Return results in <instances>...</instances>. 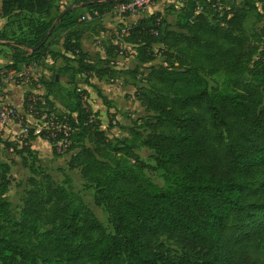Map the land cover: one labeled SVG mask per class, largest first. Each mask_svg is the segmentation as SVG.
Segmentation results:
<instances>
[{"label":"trees","instance_id":"16d2710c","mask_svg":"<svg viewBox=\"0 0 264 264\" xmlns=\"http://www.w3.org/2000/svg\"><path fill=\"white\" fill-rule=\"evenodd\" d=\"M127 1L73 4L96 10L95 20ZM54 5L55 0H0L1 16L36 15L27 37L0 31L12 51L7 70L42 61L52 53L53 33L67 30L63 60L77 57L87 85L93 78L121 77L147 114L125 128L129 137L114 142L81 101L58 114L72 129L67 169L94 190V203L107 212L112 232L76 191L48 173L41 174L40 186L30 178L19 219L13 218L4 198L9 168L0 165V264H264L250 253L264 246V56L247 63L253 54L244 27L248 12L221 9L215 0H186L181 22L171 24L157 10L118 27L106 57L94 62L78 42L82 14L64 7L50 17ZM261 23L258 36H264V14ZM121 49L132 50L140 64L128 73L114 62ZM216 72L225 75L227 91L209 78ZM43 83L51 92L60 87L56 76ZM35 137L29 134L22 151L35 153ZM0 144L10 145L2 138ZM139 145L152 151L164 186L144 172L134 153Z\"/></svg>","mask_w":264,"mask_h":264},{"label":"rangeland","instance_id":"374dc122","mask_svg":"<svg viewBox=\"0 0 264 264\" xmlns=\"http://www.w3.org/2000/svg\"><path fill=\"white\" fill-rule=\"evenodd\" d=\"M207 1L208 0H197L201 5L205 4ZM215 1L219 4V8L221 9L243 7L248 12L244 27L249 38L248 50L253 53L251 55V60L247 61L248 65L251 66L253 61L264 56V36H258L262 24L261 17L264 14V0ZM157 10L163 12L167 21L171 24L183 20V11L176 6L175 0H154L149 8L143 12H129L120 16L108 12L99 19L90 21H85L80 18L84 26L83 30L86 36L84 38V47L88 52L87 54H89L88 57L94 62H98L100 58H105L104 51L106 50V46L114 43V41L112 42V39L108 37L109 32L106 28L117 30L121 24H124L122 23L123 20L127 22L126 18L131 14L145 15ZM57 12H59V10H56V12L52 11V14L55 15ZM85 12L86 11L83 10V13L82 11L79 13L84 14ZM32 16L34 15L21 13L15 15L13 17L14 19L11 20V25H9V27L11 30L15 29L16 32L14 34H19L18 38L28 36V25L31 20L36 18V16L34 18H32ZM60 34V32L54 33L52 35L53 41L58 42ZM55 45L58 46V44H53L52 47L55 50L54 52H57V47ZM121 50L122 53L114 58V62H117L116 65L118 68H127L125 71L128 73L135 65H140L134 57L135 54L132 50ZM55 54L52 55V59L55 57ZM76 58L74 54H71L68 60L64 59V62L56 58L52 67H49L47 62L44 63L45 60L42 62L33 60L32 63L34 64L30 62L33 65V69L24 73H22V67H20L21 69L18 70L19 75L15 77V80L9 81L4 86V101L7 103L10 95L21 97L23 102L33 99L35 101L34 108L36 109L34 114L29 113L26 108L24 109L21 107L22 105L20 107L14 104L12 105L19 114L25 117L24 121L30 122L32 125L38 123V119L43 113L52 111L48 106L49 102L53 105L54 112L60 114L63 112V108L64 110L67 108L68 104L81 101L82 104H86L97 113V115H93L94 119H98L100 128L106 132V136L109 140L114 142L129 137V133H127L125 128L132 125V121L137 117L147 114L145 107L133 95L134 87L124 83L121 77H114L113 79L93 78L90 79L91 85H87L84 76L77 72L78 66L75 61ZM158 62L159 60H155L153 63ZM0 68L7 70L6 65L0 66ZM53 76H56V80L60 83L58 86L60 87L54 90L55 86H52L53 92L50 96H47L43 81L48 80V78L51 79ZM126 78L128 81H131V78L128 76ZM209 78L217 84L219 90H228L229 84L223 72H216ZM100 95L106 98V103L102 100ZM46 98L48 99L45 100ZM8 105L11 104L8 103ZM25 114L30 115L29 119H27ZM19 125L20 123L18 120L9 119L0 127V138L10 144L9 147L0 144V165H8L9 168L6 174L9 184L4 193V198L9 203L8 208L10 215L13 218L19 219L22 200L25 196V192L31 187L29 182L30 178L36 180V184L40 186L42 185L41 174L48 173L65 188L71 187L76 191L93 209L106 230L112 232V226L109 222L107 212L102 206H98L94 203V190L84 186V182L79 177L76 170L70 171L67 169L66 162L69 158V154H53L52 151L43 147H41L39 151H34L35 153L31 150L22 151L21 147L24 145L19 142L21 138L19 135ZM87 145H89V143H87ZM134 153L144 162L146 166L144 172L146 175L149 176L154 183L159 186H164V174L155 167L152 151L147 147L139 145L134 149ZM127 159L132 162L131 158L127 157ZM250 253L252 257H260L263 259L264 246L260 245L256 251ZM54 262V260H50L47 264H55ZM57 264L68 263L61 260Z\"/></svg>","mask_w":264,"mask_h":264},{"label":"built area","instance_id":"2783aa9c","mask_svg":"<svg viewBox=\"0 0 264 264\" xmlns=\"http://www.w3.org/2000/svg\"><path fill=\"white\" fill-rule=\"evenodd\" d=\"M185 1L186 0H175L176 6L178 8H181L184 5ZM153 2L154 0H130L127 2H121L115 4L111 8L109 13L120 16L129 12H143L147 10L150 4H152ZM96 15V10L86 11L84 14L81 15V19L85 21H90L92 20L93 16ZM32 64L23 66L21 70L22 73L26 71H31L33 69ZM18 75L19 73L16 70H6L0 68V127L9 119L18 120V122L20 123L19 135L21 136L19 142L21 144H25L27 142L26 138L29 136L30 133H32L33 135H36L38 137L50 139L57 153L66 152L70 144V135L72 129L65 120V118L59 117L58 113L54 111H47L39 117L38 123L32 125L30 122L24 121L25 117L22 114H19L15 107H13L12 105H8V103L4 101V86L9 81L11 82L15 80V77ZM34 106L35 101L33 99H29L26 106L27 111L29 113L34 114L36 110Z\"/></svg>","mask_w":264,"mask_h":264},{"label":"crops","instance_id":"0c3cea01","mask_svg":"<svg viewBox=\"0 0 264 264\" xmlns=\"http://www.w3.org/2000/svg\"><path fill=\"white\" fill-rule=\"evenodd\" d=\"M69 1V2H68ZM82 6H78V5H75V4H73V0H55V5H54V7L51 9V11H50V17H53L54 16V14H52V11H55L56 12V10H61L62 8H64V7H69V8H73V7H75L76 8V10L78 11V13L80 12V11H82V13H83V10H85V8H84V6H83V4H81ZM86 11V10H85ZM151 12H149V13H147V14H150ZM18 13H16V12H13L10 16H1V14H0V31H4V32H6V34H7V36L9 37V38H14V39H16L17 37H18V35L19 34H14L16 31H15V29H12L11 30V28L9 27V25H11V20L12 19H14L13 17L15 16V15H17ZM52 14V15H51ZM36 16V15H35ZM104 16V15H103ZM143 15H136V14H131L129 17H127L126 19H127V22H124V20H123V22L122 23H124V24H121L122 26H124V25H127V24H129V23H132V22H134L135 20H137L138 18H140V17H142ZM48 19V18H47ZM15 25H17V24H15ZM113 25V24H112ZM120 25V26H121ZM119 26V27H120ZM12 27V26H11ZM18 27V26H17ZM16 27V28H17ZM107 27V26H106ZM78 29V42H79V45H80V48H81V50L83 51V52H85V53H88L87 52V50L85 49V44H84V38L86 37L85 36V31L83 30L84 29V26H83V24L81 23L78 27H77ZM106 30L109 32V35H108V37L109 38H111L112 39V42L114 41V39H113V33H115V32H117V30H115V29H113V30H110V29H107L106 28ZM123 30V29H122ZM57 32H60L61 34H60V37H59V41L58 42H55V41H53V44H58V46L57 45H55L57 48H56V51L57 52H54L55 50H54V48L52 47L53 46V44H51L50 45V50H51V52L53 53V54H55V57L52 59V53L51 54H49L48 56H46V57H44L43 59H42V61H44V63H48L47 65L49 66V67H52V64L54 63V61L56 60V58H58V59H60L61 61H63L64 62V60H63V58H62V56H64L66 53L63 51V47H62V43H63V39H64V36H65V34H66V32H67V30H58V31H56L55 33H57ZM54 34V33H53ZM50 38H52V37H50ZM5 41L6 40H0V66H5V65H8V64H10L11 62H12V51H11V48H9L7 45H5L6 43H5ZM114 43H115V41H114ZM113 43V44H114ZM10 44H12V45H14V43H10ZM18 48H21V46L20 45H18L17 46ZM104 54H105V51H104ZM67 55V54H66ZM89 55V54H88ZM5 57H7V58H5ZM104 57H106V55L104 56ZM48 58V59H47ZM41 61V62H42ZM58 62V61H57ZM4 63V64H3ZM117 63V62H116ZM46 71V70H45ZM50 79L48 78V80H44V81H49ZM43 81V82H44ZM44 84V83H43ZM60 84V83H59ZM45 85V84H44ZM45 88H46V95L47 96H50V94L52 93L51 91L52 90H50L48 87H46L45 86ZM59 87H54V90H56V89H58ZM10 92H11V90H10ZM10 98L8 99V101H7V103H10L11 105H16L17 107H20L21 105V107H23L24 109L26 108V102H23L22 101V98L21 97H19V96H9ZM19 97V98H18ZM83 105H86V104H83ZM49 106V108L50 109H53L54 110V108H53V105H51V104H49L48 105ZM87 106V105H86ZM87 107H89V106H87ZM20 109H22V108H20ZM91 109V108H90ZM63 112H66V111H68V109L66 108L65 110H64V108H63V110H62ZM93 111V110H92ZM62 112V113H63ZM29 116L30 115H28V114H26V117H27V119H29ZM28 138V137H27ZM27 138H26V141H27ZM41 147H43V148H45V149H47V150H49V151H52V148H51V144L46 140V139H43V138H41V137H38V136H36L32 141H31V143H30V148L31 149H33L34 151H36V150H40V148Z\"/></svg>","mask_w":264,"mask_h":264},{"label":"water","instance_id":"95a60500","mask_svg":"<svg viewBox=\"0 0 264 264\" xmlns=\"http://www.w3.org/2000/svg\"><path fill=\"white\" fill-rule=\"evenodd\" d=\"M60 18V16L58 17V19Z\"/></svg>","mask_w":264,"mask_h":264}]
</instances>
